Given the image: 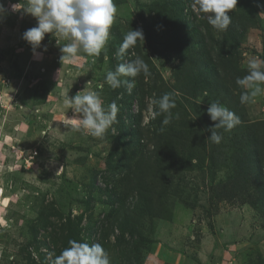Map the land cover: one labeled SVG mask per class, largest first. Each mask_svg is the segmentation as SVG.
<instances>
[{"label": "rangeland", "instance_id": "obj_1", "mask_svg": "<svg viewBox=\"0 0 264 264\" xmlns=\"http://www.w3.org/2000/svg\"><path fill=\"white\" fill-rule=\"evenodd\" d=\"M0 2L4 5L0 13V264L43 260L51 264L65 248L64 237L73 227L79 230V241L101 243L111 264H264V199L256 187L264 180L253 173L247 190L223 185L235 173L231 160L235 150L226 148L220 165H210L203 154L210 151L206 127L197 129L198 123H205L185 103L177 81L182 70L188 85L197 86L198 93L188 102L193 99L210 106L218 100L227 106L219 79L209 93L206 85L200 80L195 83L188 74L189 68L190 73L198 69L191 61L195 56L185 63V47H179L181 34L173 22L182 15V28L195 24L209 45L217 46L226 31L197 17L192 0H115L117 13L106 51L99 57L80 53L75 61L62 64V45L52 33L45 35L37 55L23 39V33L38 23L23 8L12 10L25 0ZM237 16L259 24L250 25L243 35L234 33L209 61L214 65L219 55L234 57L237 68L247 75L249 59L264 60V0H245ZM132 29H143L145 41H138L129 55L118 59L117 49ZM59 42L70 41L60 37ZM133 51L148 63L151 73L135 78L134 97L126 87L113 90L105 81L108 70L135 58L130 56ZM79 91L99 92L105 107L117 103L115 133L109 129L101 139L64 126L63 120L76 119L64 100ZM156 93L160 97L173 93L176 100L171 123L162 132V125L152 123L147 111L148 100ZM227 107L232 110L229 103ZM234 112L241 122L264 120V96ZM129 123L140 130V142L124 134ZM182 134V145L195 150L192 164L203 156L202 166L192 170L177 166L174 136ZM143 150L163 160L136 163ZM131 151H137V159L126 162ZM172 161L177 163L165 170L164 165ZM125 166L131 174L136 169L134 180L123 170ZM140 182L142 186L153 182L155 193L163 199H155L157 194L140 195L133 189Z\"/></svg>", "mask_w": 264, "mask_h": 264}, {"label": "clouds", "instance_id": "obj_2", "mask_svg": "<svg viewBox=\"0 0 264 264\" xmlns=\"http://www.w3.org/2000/svg\"><path fill=\"white\" fill-rule=\"evenodd\" d=\"M19 5H13L12 10L23 8L26 14H31L38 20L35 27L23 33V39L32 46L34 55H37L36 49L40 47L47 33H52L57 37V43L62 45L60 48L62 64L69 60L75 61L80 53L99 57L102 51H106L110 28L117 13L115 0H25L23 6ZM237 5L238 0H192L191 3L197 17L207 19V22L218 31H226L232 24L229 13ZM3 11L4 5L0 2V13ZM201 14L205 15L202 17ZM60 37L70 42L61 44ZM138 41H145L143 29H132L125 33L116 57L123 60L129 55V49H133ZM44 50H47L46 47ZM130 56L135 58L118 64L114 71L106 72L105 81L113 90L124 86L131 94L135 87V78L141 73L145 78L151 74L148 63L142 57L136 55L134 51ZM247 68L248 74L237 77L235 82L244 90L239 97L240 103L255 104L259 97L264 96V60L258 57L251 58L247 62ZM204 95L208 96V93L205 92ZM154 106L158 110H154ZM64 107L71 109L73 116L76 117L63 120L65 127L101 139L109 129L115 133L112 126L117 122L119 107L115 101L105 107L99 92L79 91L64 100ZM174 108L176 100L173 93H165L159 98H149L147 111L152 119L166 114L162 120L161 132L164 131L163 126L171 123ZM207 113L212 121H218L211 127V135L207 138L216 144L221 143L223 139L217 129L231 131L241 123L240 117L218 100L210 104ZM175 116L178 119L179 113ZM68 244L69 247L56 255L51 264H111L110 254L101 243L89 244L71 239Z\"/></svg>", "mask_w": 264, "mask_h": 264}, {"label": "trees", "instance_id": "obj_3", "mask_svg": "<svg viewBox=\"0 0 264 264\" xmlns=\"http://www.w3.org/2000/svg\"><path fill=\"white\" fill-rule=\"evenodd\" d=\"M245 4V0H238L237 9H234L232 13H229L232 17V24L229 26V28L226 30V32L223 34L222 38L217 41L218 45H216L215 42L213 44H208L207 40L208 37L206 35H203V31H200L198 27L195 24H187L184 28H182V15H180V21L173 22L175 25V28L177 29V32L181 35H179L178 42L179 47H185V52L183 59L186 63V58L195 56L194 59L191 61L193 63H196V67L198 68L196 71L193 68L192 73H190V68L188 69V74H190V77L192 78L195 83H198L200 80V84L206 85L209 93H213L214 90V83L219 79L220 83L222 84L221 88V99L222 102H225V104L235 111H238V107L244 106L246 109L248 107V104H241L240 103V94L242 91H244L240 86L236 84V78L237 77H244L245 71L240 70L237 68V63L235 62V58L231 56H222L219 55L217 58V61L213 65L210 59H212L214 54L219 50L222 49V47L227 43V41L230 39V36H232L234 33H240V35H243L250 27V25L259 24L257 22H245L238 18L237 13L240 9H242V6ZM207 21V20H205ZM204 27V26H203ZM207 28L209 26L207 25ZM197 38V39H195ZM235 41L237 44L240 43V39L236 38ZM232 50V48L230 49ZM237 50H235L236 52ZM229 54L233 55V52H229ZM177 81L179 80L180 88L182 91V95L184 97L185 103H189L190 107H192L193 111L196 113V115H200V117L204 121V125H197V129L202 130L204 127H206V133L208 136L211 135V127L216 123V121H212L211 118H209V114L207 113V108L209 106H206L205 103H199L193 99H190L189 96L193 94L194 96L198 93L197 86L190 87L188 85V82L183 78L182 70L178 71ZM184 75V74H183ZM187 76V75H186ZM188 79V78H187ZM150 93V92H149ZM199 95V94H198ZM197 95V96H198ZM131 96L134 97V93L131 92ZM160 94L156 93L155 98H159ZM185 103H182L181 105H187ZM155 108V106H154ZM184 111H186V108L183 107ZM155 110H158L155 108ZM164 115V114H163ZM163 115L158 116L156 119L152 120V123L155 122L158 123L160 126L162 125ZM192 118L189 117V120ZM242 120V119H240ZM188 124H192V122H188ZM217 131L222 134L223 139L221 143L216 144L213 143L211 140L209 142L210 151L209 153L207 151L203 152L205 157L209 158V163L211 166H214V168H217L220 163L222 162L221 155L225 151L226 148H232V150H235V154L233 153L231 156L232 164L234 165V175L231 178V182H226L223 185L225 187H228L231 183L233 187H240L241 189L247 190L252 177L251 175L253 173H256L261 177L262 180H264V120L260 121H253L249 119L243 120L239 125L234 127L231 131H225L224 129H217ZM238 133L240 135L238 136ZM124 134L126 136L131 135L134 139H137L138 142H140L139 134H141L140 130L135 128L133 126V123L125 124L124 125ZM183 137L182 135H175L174 138L176 139V144L178 145L176 148V151L174 150V160L175 158H178L177 162H171L169 165L165 166V170L170 167V165H175L177 163V166H179L182 170H192L195 167L202 166L203 165V156L200 157V161H198V164H192L191 160L193 158V155L195 153V150L188 151L186 149V145L183 144ZM228 139V140H227ZM187 142V139H186ZM145 143V141H144ZM185 144V143H184ZM187 144V143H186ZM206 148V146L203 147V150ZM137 151H131L128 155L127 161L130 162L133 159L136 158ZM139 155V154H138ZM138 158V159H137ZM136 163L140 164L141 162H149L153 160V163L156 164L157 161H162V157L157 154L155 157L152 156L151 151H145L140 153V155L137 157ZM154 158V159H153ZM229 157L225 156L224 160H228ZM126 174L131 177V180H134V177L136 176V169L132 170L131 173L129 172V166H125L123 168ZM153 182H151V185H145L142 186V182L139 183V186H133V189H138L140 191V195L142 192L145 194H148L149 196H155L156 194L158 197L155 199H163V196H159V193H155L156 185L153 186ZM256 187L259 191V196L261 199H264V182L256 183ZM143 199V200H142ZM146 198H140L139 203L143 202ZM138 205V204H137ZM139 208V207H138ZM79 230L75 227L71 228V232L68 233L64 237L63 245L64 247H69L68 241L71 239H75L77 241L80 240L79 236ZM124 238V233L121 235V239ZM124 241V239H123ZM37 264V263H34ZM40 264H47L45 260H43Z\"/></svg>", "mask_w": 264, "mask_h": 264}, {"label": "bare ground", "instance_id": "obj_4", "mask_svg": "<svg viewBox=\"0 0 264 264\" xmlns=\"http://www.w3.org/2000/svg\"><path fill=\"white\" fill-rule=\"evenodd\" d=\"M1 190V189H0ZM0 194H1V192H0Z\"/></svg>", "mask_w": 264, "mask_h": 264}]
</instances>
